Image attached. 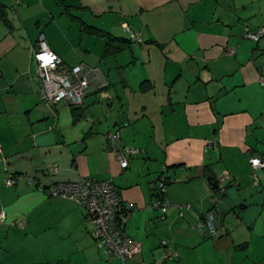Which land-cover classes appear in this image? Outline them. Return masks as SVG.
I'll return each instance as SVG.
<instances>
[{
    "label": "crops",
    "instance_id": "0c3cea01",
    "mask_svg": "<svg viewBox=\"0 0 264 264\" xmlns=\"http://www.w3.org/2000/svg\"><path fill=\"white\" fill-rule=\"evenodd\" d=\"M251 2L0 0V264H123L102 254L78 205L44 192L84 177L111 179L131 206L124 232L140 250L130 264H264V167L254 180L250 164L264 161V36L243 37L264 27V13L258 22ZM80 22L129 39L126 26L142 42L103 55ZM39 35L107 87L87 105L44 103ZM114 131L138 149L124 169L109 151ZM164 167L160 220L150 203ZM223 171L224 189H213ZM210 209L223 216L214 235L193 228ZM163 239L176 259H164Z\"/></svg>",
    "mask_w": 264,
    "mask_h": 264
},
{
    "label": "built area",
    "instance_id": "2783aa9c",
    "mask_svg": "<svg viewBox=\"0 0 264 264\" xmlns=\"http://www.w3.org/2000/svg\"><path fill=\"white\" fill-rule=\"evenodd\" d=\"M125 30L128 32L132 43L142 42L138 33L131 32L126 26ZM263 36L264 27H258L254 30L247 29L243 34L245 39L254 42ZM233 52V49L228 50L229 54H233ZM32 57L41 89V100L49 106L60 103L68 107L82 106L85 98L92 91L105 85L97 68L88 67L84 64L64 65L60 58L47 47L42 35H39L37 45L32 49ZM259 83L264 84V77L259 79ZM119 139L118 131L107 134L109 151L117 160L119 166L124 169L128 166V157L137 154L138 149L120 145ZM250 164L253 168L251 176L255 180V170L263 168L264 161L252 158ZM229 176L227 171H223L216 179L217 186L222 188ZM5 183L12 185L14 179L8 176ZM44 192L49 199L70 200L84 211L86 219L94 227L93 234L96 245L106 257L119 258L123 264H130L129 261L139 253V243L133 241L124 232V223L129 217L131 206L121 201L117 188L111 179L102 180L84 177L73 182H54L48 185ZM151 207L159 209L161 214H164L168 203L155 198L151 203ZM177 207L179 215L182 216V210H190L192 204L185 203ZM3 219L4 212L1 210L0 222ZM218 227V217L213 209L204 213L202 219L193 225L196 230L206 228L210 235H214ZM161 245L164 248V259L177 258V253L165 240H161Z\"/></svg>",
    "mask_w": 264,
    "mask_h": 264
},
{
    "label": "trees",
    "instance_id": "16d2710c",
    "mask_svg": "<svg viewBox=\"0 0 264 264\" xmlns=\"http://www.w3.org/2000/svg\"><path fill=\"white\" fill-rule=\"evenodd\" d=\"M79 25H80V29L82 31H84L86 33H89V34H91L93 36L101 37L102 38V40H103V55H108V54L111 55V54L118 53L121 50H124L125 48L129 47L130 44H131L130 43L131 42L130 39H126V38H123V37L113 36L111 34H108L105 31H102L100 29H97V28H95L93 26H88V25H86V24H84L82 22H80ZM142 90H144V88ZM166 170H167V168L164 167L163 170L158 174V176L156 178L157 185H156V188L154 189L155 190L154 195H155V198L159 199L160 201H164V200H162L160 198V196L164 193V190H165L167 184L169 182H171L170 178L165 174ZM218 188L219 187L217 186V189ZM162 189H163V191H162ZM221 189H224V186ZM155 198H153L152 201ZM152 201H151V203H152ZM151 203H150V206H151ZM168 206H169V204H168ZM156 210L159 212V218H160V220H163L166 212L164 214H161V212L159 211V209H156ZM162 216H163V218H161ZM167 244H168V242H167ZM160 246H161V248H163L162 245H161V241H160ZM163 250H164V248H163Z\"/></svg>",
    "mask_w": 264,
    "mask_h": 264
},
{
    "label": "rangeland",
    "instance_id": "374dc122",
    "mask_svg": "<svg viewBox=\"0 0 264 264\" xmlns=\"http://www.w3.org/2000/svg\"><path fill=\"white\" fill-rule=\"evenodd\" d=\"M251 1L252 2L250 3V6L252 8L245 10H249L251 14H253L257 18V21L259 22L261 20L259 19L260 18L259 15L262 16V14L264 13V0H251Z\"/></svg>",
    "mask_w": 264,
    "mask_h": 264
},
{
    "label": "water",
    "instance_id": "95a60500",
    "mask_svg": "<svg viewBox=\"0 0 264 264\" xmlns=\"http://www.w3.org/2000/svg\"><path fill=\"white\" fill-rule=\"evenodd\" d=\"M105 87H107V85H106V86L104 85V86L99 87V88H97L96 90L92 91V92L89 94V96L85 98L83 104L87 105V104L91 101V99H93L92 96H93L95 93H97L98 91L104 89ZM210 183H211L213 189H216V188H217V180H212ZM217 217H218V226L220 227V226L222 225L223 216H222L221 214H219V215H217Z\"/></svg>",
    "mask_w": 264,
    "mask_h": 264
}]
</instances>
